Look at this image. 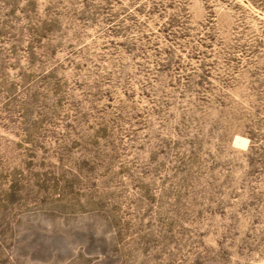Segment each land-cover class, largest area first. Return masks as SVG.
Returning <instances> with one entry per match:
<instances>
[{"label":"rangeland","instance_id":"374dc122","mask_svg":"<svg viewBox=\"0 0 264 264\" xmlns=\"http://www.w3.org/2000/svg\"><path fill=\"white\" fill-rule=\"evenodd\" d=\"M0 264H264V0H0Z\"/></svg>","mask_w":264,"mask_h":264}]
</instances>
